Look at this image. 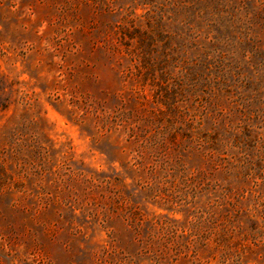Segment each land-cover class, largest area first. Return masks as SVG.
<instances>
[{
  "label": "rangeland",
  "instance_id": "1",
  "mask_svg": "<svg viewBox=\"0 0 264 264\" xmlns=\"http://www.w3.org/2000/svg\"><path fill=\"white\" fill-rule=\"evenodd\" d=\"M0 182L16 264H264V0H0Z\"/></svg>",
  "mask_w": 264,
  "mask_h": 264
},
{
  "label": "trees",
  "instance_id": "2",
  "mask_svg": "<svg viewBox=\"0 0 264 264\" xmlns=\"http://www.w3.org/2000/svg\"><path fill=\"white\" fill-rule=\"evenodd\" d=\"M6 186H7L6 183L0 182V192L3 191ZM9 255H11L10 252L1 248L0 249V264H16L15 262H13L12 256H9Z\"/></svg>",
  "mask_w": 264,
  "mask_h": 264
}]
</instances>
